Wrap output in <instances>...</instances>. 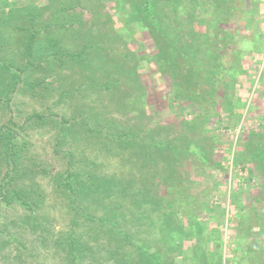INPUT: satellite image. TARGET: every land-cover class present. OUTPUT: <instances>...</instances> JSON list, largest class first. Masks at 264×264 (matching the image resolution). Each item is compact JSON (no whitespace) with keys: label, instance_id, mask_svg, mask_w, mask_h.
Segmentation results:
<instances>
[{"label":"rangeland","instance_id":"374dc122","mask_svg":"<svg viewBox=\"0 0 264 264\" xmlns=\"http://www.w3.org/2000/svg\"><path fill=\"white\" fill-rule=\"evenodd\" d=\"M136 1L0 0V126L28 167L27 202L0 205V264H145L143 247L148 264H264V0H153L179 65L223 37L211 56L233 68L211 79L154 60ZM73 166L83 197L58 185Z\"/></svg>","mask_w":264,"mask_h":264},{"label":"trees","instance_id":"16d2710c","mask_svg":"<svg viewBox=\"0 0 264 264\" xmlns=\"http://www.w3.org/2000/svg\"><path fill=\"white\" fill-rule=\"evenodd\" d=\"M136 4H137L136 9H134L135 14H134V12H133V14L138 19V23L140 26H144L142 23L146 22L145 16L141 17V15H138V14H141L143 12L142 9L143 10L145 9L146 10L145 12H148V10L151 9L150 13H152V10H153L154 15L151 18L156 19V22L159 25V21L162 20V18H160L159 14L157 15V13H155V12H157L156 11L157 9L155 6V2L153 0H139V1H136ZM212 7H213L212 11L218 13V12H220V8L222 6L220 4L219 5L213 4ZM129 12H130V10H129ZM129 12H127V13L129 14ZM216 26H218V25H216ZM216 26H213V27H216ZM160 30H161V24L159 25V30H158L160 36L157 35V38H155V42L157 44V47L154 51L157 54V57H155L154 60L157 61L158 64L160 63V65H161L162 63H164V61H165L164 59H166L167 65L169 66L170 65L169 60L171 58L177 64V67H179L178 69L180 71L182 68L181 72L191 70V73H193V71L199 72V71L207 70L206 71L207 72L206 77L209 79H211V77L209 76L210 73L216 74L217 70H222V69L225 70V68H227L229 66V64L224 61L225 58H220L222 56H219L218 54L216 56H211L214 51H215V53H219V48L216 46L221 39L223 40V37H221L220 35H217L218 32L215 33V35L217 36V41H214L215 49L212 51L211 55H209L208 57L202 56V58H200V59L197 58L196 54L188 56L189 62H187V66L184 67L183 63H181V65H179V63L177 61L181 57L176 59L175 56L172 54V52H170L169 44L167 45L166 41L162 37V30L161 31ZM247 30L248 29L246 28L243 31H244V33L249 34V32ZM194 32L196 34H198L199 31H194ZM150 37H151V35H150ZM219 38H221V39H219ZM251 38H252V36H251ZM251 38L249 37V39H251ZM151 39H152V37H151ZM151 39H149V37H146L144 42L150 43V42H152ZM222 42H224V44L226 45L225 40ZM252 44H254V42ZM32 48H33V37H31V39L29 41V46H28L29 58L31 55ZM87 48L88 47L85 46L78 53H73V54L68 53L65 55L69 58L83 60L84 58L82 56H83L84 52H86ZM201 48H203V47H201ZM209 48H210V46L207 49H209ZM197 50H198V48H197ZM253 50L257 51L258 49L254 48ZM253 50L251 48V50L249 51L250 54L255 53V52H253ZM204 59L208 60V61L204 62ZM7 68L9 69V66ZM232 68H233V62H230V66L228 67L227 70L231 71ZM19 76L20 75L18 73V74H15L13 77L19 78ZM214 82H217V80H214ZM10 99H11L10 96L6 97L7 102L10 101ZM203 103L208 105V103H210V100L205 98V100H203ZM211 103H212V105L214 104L213 99L211 100ZM213 108H214V106H213ZM225 108H227V107H225ZM229 109H233V108H229ZM234 116H237V114L235 112H234ZM0 156L2 159V163L4 164L5 169H6L5 174L3 176L2 184L0 186V205L1 204L12 205L14 202L21 203V204L26 203L27 202L26 198H28V195H27L28 193L26 192L25 189H23L21 187V182L27 178V175H28L27 168L28 167L25 166L26 158L23 155V149H22V144L20 143L19 135L9 125L0 126ZM77 169L78 168L74 167V166L68 168L67 171L65 173L61 174L59 176V179H58V185L61 186L62 190L65 193L69 194L70 196H75V198L76 197H78V198L83 197L84 195L87 194V187L85 186L86 181L83 179V176H82L83 173L80 172L79 169H78L79 171ZM176 229L178 231V230H180V227L176 228ZM198 231L201 232V229H199ZM68 240H69L68 246H70L69 253H71L73 255L72 260L80 259L83 256V253H81V251L78 249V246H79L78 242L75 240L74 237H69ZM139 252H140L139 253L140 260H142L145 264H148V262H147L148 257H153L154 258L153 260H158V259L160 260L158 255L150 254L148 252V249H145L144 247L141 248ZM77 264H80V261ZM153 264H156V262Z\"/></svg>","mask_w":264,"mask_h":264}]
</instances>
